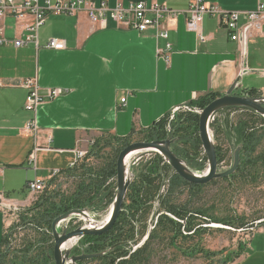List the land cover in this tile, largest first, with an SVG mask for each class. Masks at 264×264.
Returning <instances> with one entry per match:
<instances>
[{
	"label": "crops",
	"instance_id": "1",
	"mask_svg": "<svg viewBox=\"0 0 264 264\" xmlns=\"http://www.w3.org/2000/svg\"><path fill=\"white\" fill-rule=\"evenodd\" d=\"M89 1L97 5L105 2L110 8L118 3L127 7L131 3L157 2L184 12L194 0ZM205 1L230 12H252L264 4V0ZM33 23V17L16 21L8 16L1 27L5 38L14 42L24 40L27 26ZM169 29L168 60L167 41L157 39L155 33L118 28L113 22L107 29H100L86 14L49 16L38 33L39 49L33 44L16 48L11 43H0V196L27 211L34 205L28 184L46 182L48 191L56 179L80 169L84 161L77 164V153L89 152L94 141L105 136L131 138L176 109L210 94L224 96L237 80L235 95L246 97L255 90L264 97V27L249 42L245 58L241 45L230 39L217 17L204 20L201 30L207 38L205 42L188 31L183 15L169 23ZM51 39L65 41L66 49H45ZM245 70L249 72L242 75ZM29 79H37L42 96L47 89H62L65 94L46 101L35 112L27 111L29 91L23 83ZM240 112L245 111L222 110L211 124L215 126L216 146L229 154H233L236 140L232 128L242 118L236 117ZM30 121H35L36 132L28 130ZM256 126L257 133L264 137V125ZM188 149L189 145L182 143L173 147L180 159L197 170L200 154L194 156L186 152ZM263 151L264 142L259 148V152ZM143 158L140 163H146L141 161ZM205 158L207 164L206 155ZM55 171L61 173L52 178ZM17 179L25 183L27 198L23 201L13 200L7 192L16 191ZM16 215L0 207V248ZM225 264H264V226L251 236L238 258Z\"/></svg>",
	"mask_w": 264,
	"mask_h": 264
},
{
	"label": "trees",
	"instance_id": "2",
	"mask_svg": "<svg viewBox=\"0 0 264 264\" xmlns=\"http://www.w3.org/2000/svg\"><path fill=\"white\" fill-rule=\"evenodd\" d=\"M249 96L253 98L260 97L255 90L249 91ZM220 97L219 94H210L190 106L204 110ZM231 110H243L252 116L242 117L237 125L232 128L236 140L233 153L238 147L242 148L240 166L234 175L223 180L238 179L247 181L264 167V152H259L264 137L256 131V125L258 123L264 125V119L251 110ZM170 117V115L167 116L144 131V141L177 139L176 144H188V152L195 156L198 155L202 150L199 137V116L190 114L184 118L181 117L177 126L175 124L173 126V122L169 123ZM168 125L172 126L173 132H168ZM210 128L213 130V125ZM128 139H124V142ZM129 145L130 142H126L124 147ZM94 150L95 146L89 154H92ZM118 154L113 162L108 161L98 171H95L92 167L86 169L83 162L80 169L83 172L84 182L71 197L62 198L56 203L55 198L46 192V195L34 203L31 209L25 211L24 214L22 213L23 215L21 214V221L26 226L34 227L35 230H45L46 228L47 232L45 231L46 233L43 236L47 237L52 243L51 225L58 216L74 209L88 208L92 203L100 201L103 194L108 193V188L111 185L108 184L109 181L117 176ZM217 154L219 164L225 162L227 152L217 146ZM132 173L134 179L127 193L123 211L114 227L106 234L82 238L83 243L87 246V254L103 253L115 247L104 257L97 260L106 264H148L151 243L160 239V236L164 233L173 234L174 238L185 233H192V236H194L204 229L203 225L211 223L235 228V223L214 219L206 210L196 208L190 210L187 205H178L177 199L181 195L188 193L189 196L197 197L207 185H193L186 182L175 172L173 173V169L161 156L155 155L151 161L140 163L138 167L132 170ZM163 186H166L167 189L166 193L161 194ZM110 197L113 202L115 196L111 194ZM157 202L158 208L155 207ZM151 220L154 229L151 231L148 240L141 248L134 251V247L142 243L148 235ZM238 225L239 229L245 228V225ZM43 240L29 243L24 250L14 252V256L10 257L11 253L8 248L10 242L9 238L6 237L0 248V264H52L53 261L50 259L52 252L46 249L48 241ZM5 247L7 248L6 252H4ZM242 252L243 248H240L236 256L231 258L230 261L238 258ZM80 264L86 263L82 262Z\"/></svg>",
	"mask_w": 264,
	"mask_h": 264
},
{
	"label": "rangeland",
	"instance_id": "3",
	"mask_svg": "<svg viewBox=\"0 0 264 264\" xmlns=\"http://www.w3.org/2000/svg\"><path fill=\"white\" fill-rule=\"evenodd\" d=\"M254 86V85H250ZM195 108V107H192ZM199 109V108H197ZM203 111V110H202ZM197 115L189 111H179L173 118H169V123L173 122V126L179 125V119L187 115ZM199 116V115H197ZM252 116L246 112H240L236 117H248ZM215 121H212L213 124ZM215 129V126H214ZM168 132L172 131V126L168 125ZM214 142H217V138L214 137L213 130L210 128ZM144 133H137L133 137L129 138L126 142L142 143L144 141ZM124 140H118L112 136H105L100 140L94 141L91 148L95 146V150L88 152V159H84V166L86 169L92 167L95 171L106 165L108 161H114L117 154L122 152L126 147ZM174 144L172 146H175ZM187 145V144H186ZM184 148V147H183ZM182 149V148H181ZM176 152L177 149L175 148ZM233 151V150H232ZM188 152V150H186ZM264 152V151H263ZM151 154L158 155L154 152H144L133 156L129 162L128 167L132 170L138 167L140 158H144L141 161H151L153 158ZM200 156L197 159L198 169L194 170L198 174H204L208 170V163L206 164L205 154L203 149L200 151ZM234 154V153H233ZM233 154L227 153L225 162L219 165V171H227L233 164ZM194 155V154H192ZM119 156V154H118ZM195 156V155H194ZM136 163V165H134ZM83 172L79 169L76 172L61 176L52 182L48 187V191H44L34 197V203L38 202L41 197L51 195L54 197L55 202H59L62 198L71 197L75 191L83 184ZM108 184H111L108 188V193L103 194L100 201L92 203L88 208L91 211V218L93 221H102L109 215V209L112 202V195H116L117 182L116 178L111 179ZM16 191L7 189L12 196L13 200L23 201L27 198V195L23 191L25 183L21 179H17L15 182ZM110 195V196H108ZM115 199V197H114ZM113 199V201H114ZM158 204V202L156 203ZM178 205H187L190 210L202 209L209 212L214 219L224 220L228 223H235V228L225 226L221 224H205L202 227L203 230L199 231L196 235L192 236V233H185L182 236L176 238L173 234L164 233L160 236V239L151 243L149 263L148 264H225L230 261L231 258L236 256L240 248L248 243L251 236L261 227L264 226V167L259 170L251 179L244 180H230L224 181L223 179L212 181L207 184V187L197 197L189 196L188 193H184L177 199ZM33 206V205H32ZM158 208V207H157ZM25 211L21 210L16 215L15 223L11 225L8 233L9 238V252L10 257L14 256V252H19L25 249L29 243L34 241H48L46 249L53 254L54 239L51 241L47 237L43 236L47 232L45 230H35L32 226H26L21 221V214ZM13 213V212H12ZM14 214V213H13ZM22 214V215H23ZM152 219V218H150ZM209 223V222H207ZM80 217H73L66 224L69 227V231H74L79 227L87 226ZM245 225V228L239 229V225ZM46 231V232H45ZM49 231V230H48ZM52 233V231H50ZM52 236V234H50ZM241 246V247H240ZM87 246L83 243V240H78L76 246L71 250V256H79L86 253ZM7 248H4V252ZM86 264H106L99 260L86 261ZM52 264H55L54 261Z\"/></svg>",
	"mask_w": 264,
	"mask_h": 264
},
{
	"label": "built area",
	"instance_id": "4",
	"mask_svg": "<svg viewBox=\"0 0 264 264\" xmlns=\"http://www.w3.org/2000/svg\"><path fill=\"white\" fill-rule=\"evenodd\" d=\"M78 14H86L91 23L100 29H107L109 23L113 22L118 28L136 30L142 34L148 32L155 33L157 39L167 41V53L165 56L167 60L171 51V44L168 42L170 37L169 23L174 22L179 15L185 16L188 31L195 33L201 42L207 40L201 30L204 20L209 16L217 17L221 25L228 31L230 39L241 45V54L244 58L246 57L249 42L259 36L264 27V4H259L257 10L252 12H230L220 9L218 5L207 4L205 0H194L188 10L178 12L157 2H153L150 5L147 2L131 3L127 7L122 3H118L114 8H110L105 2L97 5L89 0H23L21 2L17 0H0V43L5 45L11 43L16 48L33 44L39 49L40 43L38 33L49 16H76ZM8 16L13 17L16 21H20L26 17L34 18V23L28 25L26 28L28 36L24 40L10 42L5 38L1 24ZM44 48L53 51H63L66 49V43L62 40L51 39L46 43ZM160 54L165 55V51H160ZM23 87L29 91L25 109L31 112H35L37 108L46 101L55 100L65 94V91L62 89H47L46 95L42 96L37 79L24 81ZM125 101L126 100H122V103H125ZM182 110L197 115L202 113L200 109L186 106L176 109L170 116L173 118L177 112ZM212 121H214V117L211 122ZM27 128L31 132H36L37 128L35 121H30ZM87 155L88 151H79L77 153V164L80 161L83 162ZM31 160L32 159H30V161ZM134 165H136V163ZM206 172H204V174ZM60 173V171H55L51 177L56 178ZM166 189L167 187L163 186L161 194L166 193ZM28 190L30 195L35 197L46 190V182H30L28 184ZM157 205L158 204H156V206ZM0 207L9 213L13 212L18 214V212L20 213L21 211L20 205L9 201L4 196H0ZM111 209L112 204L109 209V214ZM108 216L102 221H98L97 225H105Z\"/></svg>",
	"mask_w": 264,
	"mask_h": 264
},
{
	"label": "water",
	"instance_id": "5",
	"mask_svg": "<svg viewBox=\"0 0 264 264\" xmlns=\"http://www.w3.org/2000/svg\"><path fill=\"white\" fill-rule=\"evenodd\" d=\"M248 71L242 73L246 74ZM240 75V77L242 76ZM239 80H237L231 89L222 97L209 104L199 115V137L202 143L203 151L208 160V170L205 174H198L191 169L186 161L180 159L172 149L177 139L168 138L163 141L134 143L126 147L118 156L116 164V196L112 204V209L107 222L103 226L97 225V222L91 218L89 208L74 209L63 215L58 216L51 225L52 236L54 239L53 254L50 259L55 264H80L86 261H92L104 257L111 250L98 254H81L71 256V250H64V245L74 239H82L88 236H100L108 233L117 222L127 193L132 185L134 175L128 167L127 158L133 153L154 152L161 156L164 161L173 169V171L186 182L193 185H207L215 180L227 179L234 175L240 166L241 147H238L233 154L232 166L224 172L219 171V161L217 146L213 140L210 127L212 118L220 111L225 109H247L255 112L264 119V97H245L235 95ZM136 154V155H137ZM73 217H80L87 226L79 227L74 231H69V227L64 225ZM150 230L142 243L134 247V251L141 248L148 240L151 231L154 229L152 220L149 222Z\"/></svg>",
	"mask_w": 264,
	"mask_h": 264
},
{
	"label": "bare ground",
	"instance_id": "6",
	"mask_svg": "<svg viewBox=\"0 0 264 264\" xmlns=\"http://www.w3.org/2000/svg\"><path fill=\"white\" fill-rule=\"evenodd\" d=\"M137 153H133V154H131L128 158H127V160H128V162H129V160L134 156V155H136ZM76 241H78V239H74V240H71V241H69L68 243H66L65 245H64V250H72L75 246H76ZM78 243V242H77Z\"/></svg>",
	"mask_w": 264,
	"mask_h": 264
},
{
	"label": "flooded vegetation",
	"instance_id": "7",
	"mask_svg": "<svg viewBox=\"0 0 264 264\" xmlns=\"http://www.w3.org/2000/svg\"><path fill=\"white\" fill-rule=\"evenodd\" d=\"M78 241H76V244H77Z\"/></svg>",
	"mask_w": 264,
	"mask_h": 264
}]
</instances>
